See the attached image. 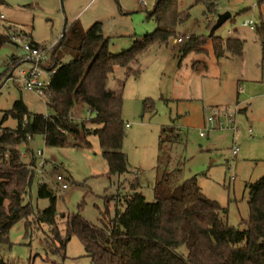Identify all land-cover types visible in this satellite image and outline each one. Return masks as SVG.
<instances>
[{
	"label": "rangeland",
	"instance_id": "374dc122",
	"mask_svg": "<svg viewBox=\"0 0 264 264\" xmlns=\"http://www.w3.org/2000/svg\"><path fill=\"white\" fill-rule=\"evenodd\" d=\"M158 1L0 0V31L11 27L30 32L35 42L49 50V58L44 61L49 67L63 32L69 41L54 52L55 58L60 62L73 59L74 22L85 30L99 22L101 33L110 37L111 53L118 54L158 27L155 18L149 16ZM188 8L190 17L178 28L175 38L168 44H154L140 54L138 76L127 77L126 69L120 66L110 75L109 87L123 91L122 149L128 158L129 172L109 173L95 134L79 138V148L47 146L42 135H36L28 146H20L21 153L26 155L24 161L38 150L48 160L46 183L56 198L62 236L67 221L62 214L80 213L100 225L107 204L112 212L116 206L115 198H108L130 192V183L137 178L138 191L152 202L155 183L165 173L172 185L196 176L204 195L226 209L229 224L246 229L243 220L250 215L249 186L264 177V39L256 29L264 23V0H220L209 12L203 2L181 0L180 9ZM227 11L231 17L213 35L242 39L243 55L217 58L208 40L202 45V52L197 49L182 56L180 50L187 40L180 43L176 39L188 34L212 35L219 14ZM246 20H253V27L243 26ZM21 58V48L13 41L6 43L0 49V73H8L14 64H20ZM31 66L29 62L21 63L11 77L5 76L0 82L3 127H16L14 118L3 121V116L18 99L32 113H54L47 105V96L24 89L13 78L21 68ZM225 106L240 108L236 115L237 131L206 122L207 107ZM78 116L86 118L87 109L78 112ZM235 144L240 151L234 158ZM56 174L63 175L67 189L56 184ZM38 186V181H34L26 202L42 210L49 206L50 198L39 197ZM50 229L46 223L32 224L27 233L26 219L19 220L9 229L8 243L0 244V258L18 264H93L77 236H72L65 249H60Z\"/></svg>",
	"mask_w": 264,
	"mask_h": 264
},
{
	"label": "trees",
	"instance_id": "16d2710c",
	"mask_svg": "<svg viewBox=\"0 0 264 264\" xmlns=\"http://www.w3.org/2000/svg\"><path fill=\"white\" fill-rule=\"evenodd\" d=\"M195 1L203 2L209 12L220 0ZM180 3L181 0H159L149 14L158 27L118 54L111 53L110 37L101 33L99 22L87 30L74 22L75 55L68 62H60L54 52L69 41L62 33L48 67L55 69L46 95L47 105L54 113H32L18 99L3 116V121L14 118L16 127H3L0 122V244L8 243L9 229L14 223L26 219L27 233L32 224H48L60 249H65L72 236H77L93 264H264V177L249 186L250 215L243 220L244 230L229 224L226 209L204 195L196 176L172 185L167 173L159 175L152 202L138 191L140 183L136 178L130 183V192L108 198H115L116 206L112 212L107 204L100 225L80 213L62 214L67 220L65 236L57 222L56 198L48 185L38 186V196L50 198L48 207L35 209L26 202L35 180L20 146H28L36 135H42L47 146L77 148L82 146L79 138L98 135L109 173L129 172L128 158L122 149L123 91L109 87L110 75L120 66L126 69L127 77L138 76L140 54L154 44H168L179 34L178 28L190 17L189 8L180 9ZM256 29L264 39V23ZM22 31L24 28L11 27L0 31V49L11 42L13 32ZM208 40L217 58L244 53L242 39L212 34L190 36L181 47L182 56L197 49L202 52V45ZM18 65L14 64L8 73H0V82L5 76L11 77ZM84 109L88 116L81 118L78 112ZM0 264L18 263L0 258Z\"/></svg>",
	"mask_w": 264,
	"mask_h": 264
},
{
	"label": "built area",
	"instance_id": "2783aa9c",
	"mask_svg": "<svg viewBox=\"0 0 264 264\" xmlns=\"http://www.w3.org/2000/svg\"><path fill=\"white\" fill-rule=\"evenodd\" d=\"M1 17L3 18L2 15ZM242 25L253 27L254 21L246 20ZM62 35L63 34H61V37ZM10 38L11 41L21 48L22 58L20 64L23 62H29L32 65L30 68H21L19 75L13 77L14 80L20 83L24 89L33 91L40 96H46L51 83V76L55 72V69H49L44 65V61L49 58V50L43 45H35L32 43L28 31H22L19 33L13 32ZM189 38V34L183 35L178 37L176 41L182 43ZM206 110L209 113L206 118L207 124L212 126L214 124L220 129L238 130L236 115L240 108H232L229 106L207 107ZM200 135L203 136L204 132H200ZM239 151L240 147L237 144L233 145L232 155L234 158L239 155ZM25 156V154H22V158ZM25 162L27 163L30 173L33 174L34 180H37L39 184L47 185L46 163L48 160L44 157L43 151H33L31 158ZM55 181L59 188H68V184L65 182V178L62 174H56Z\"/></svg>",
	"mask_w": 264,
	"mask_h": 264
},
{
	"label": "water",
	"instance_id": "95a60500",
	"mask_svg": "<svg viewBox=\"0 0 264 264\" xmlns=\"http://www.w3.org/2000/svg\"><path fill=\"white\" fill-rule=\"evenodd\" d=\"M231 17V12L227 11L222 14H219L215 24L212 26V34L214 31L219 28L226 20H228Z\"/></svg>",
	"mask_w": 264,
	"mask_h": 264
},
{
	"label": "crops",
	"instance_id": "0c3cea01",
	"mask_svg": "<svg viewBox=\"0 0 264 264\" xmlns=\"http://www.w3.org/2000/svg\"><path fill=\"white\" fill-rule=\"evenodd\" d=\"M29 33H30V32H29ZM30 36H31V34H30ZM31 40L34 41V40L32 39V36H31ZM34 42H35V41H34ZM36 43H37V42H36ZM38 44L40 45V43H38Z\"/></svg>",
	"mask_w": 264,
	"mask_h": 264
}]
</instances>
